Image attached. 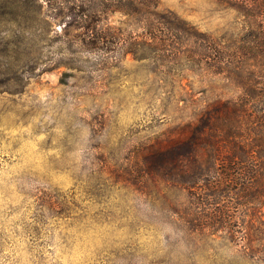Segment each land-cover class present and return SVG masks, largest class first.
I'll use <instances>...</instances> for the list:
<instances>
[{
	"label": "rangeland",
	"instance_id": "374dc122",
	"mask_svg": "<svg viewBox=\"0 0 264 264\" xmlns=\"http://www.w3.org/2000/svg\"><path fill=\"white\" fill-rule=\"evenodd\" d=\"M62 1L0 0V264H264L247 249L264 252V207L252 229L240 207L230 226L197 230L185 190L140 173L151 146L243 99L203 48L261 49L264 0H158L198 38L157 43L139 17L89 0L117 36L98 51L66 32Z\"/></svg>",
	"mask_w": 264,
	"mask_h": 264
},
{
	"label": "trees",
	"instance_id": "16d2710c",
	"mask_svg": "<svg viewBox=\"0 0 264 264\" xmlns=\"http://www.w3.org/2000/svg\"><path fill=\"white\" fill-rule=\"evenodd\" d=\"M86 1H62L70 4L66 13L61 10L64 28L67 33L80 31L85 48L105 50L104 37L117 36L102 33L99 22L93 21L98 4L94 10ZM109 1L114 4L112 11L139 17L146 36L156 43L168 34L198 38L184 20L160 10L158 0ZM259 44L257 53L253 49L241 56L203 48V55L217 63L216 74L233 80L243 99L232 107L230 101L218 102L196 123L183 127V139L173 137L168 147L162 148L160 143L151 146L142 165L140 173L163 176L185 190L190 205L181 213L187 214L191 224L200 222L197 230L230 226L228 222L238 219L240 207L250 213L247 227L252 229L254 214L264 207V82L256 80H264V51H260L264 50V40ZM257 60L259 66L246 68V62ZM247 249L264 256L260 245L249 243Z\"/></svg>",
	"mask_w": 264,
	"mask_h": 264
}]
</instances>
